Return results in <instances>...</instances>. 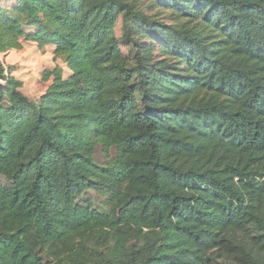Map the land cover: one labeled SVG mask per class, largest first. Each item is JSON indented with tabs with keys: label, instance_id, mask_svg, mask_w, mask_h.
<instances>
[{
	"label": "trees",
	"instance_id": "1",
	"mask_svg": "<svg viewBox=\"0 0 264 264\" xmlns=\"http://www.w3.org/2000/svg\"><path fill=\"white\" fill-rule=\"evenodd\" d=\"M21 40L70 75L0 64V264H264V0H13Z\"/></svg>",
	"mask_w": 264,
	"mask_h": 264
},
{
	"label": "rangeland",
	"instance_id": "2",
	"mask_svg": "<svg viewBox=\"0 0 264 264\" xmlns=\"http://www.w3.org/2000/svg\"><path fill=\"white\" fill-rule=\"evenodd\" d=\"M13 0H0V7H10ZM27 32L33 31L26 29ZM53 48L44 46L38 48L35 43L21 40L20 51H9L0 54V64L6 69H12L10 75L16 80L22 82L21 92L31 100H37L50 85V82L44 83L41 77L46 72H51L55 66H59L63 71V76L70 75L65 66L53 57ZM8 72V71H7ZM4 82L0 81V85ZM115 152H110L113 157ZM94 159L98 164L107 163V159L97 149ZM0 182L1 179H0Z\"/></svg>",
	"mask_w": 264,
	"mask_h": 264
}]
</instances>
